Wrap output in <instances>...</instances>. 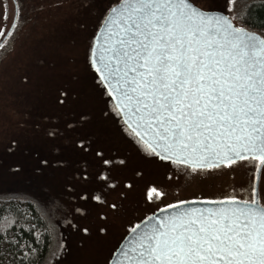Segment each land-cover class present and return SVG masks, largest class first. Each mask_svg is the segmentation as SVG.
<instances>
[{
    "label": "rangeland",
    "instance_id": "1",
    "mask_svg": "<svg viewBox=\"0 0 264 264\" xmlns=\"http://www.w3.org/2000/svg\"><path fill=\"white\" fill-rule=\"evenodd\" d=\"M118 1L0 0V196L31 199L43 213L52 234L43 264H107L131 226L161 207L250 198L259 161L193 171L143 151L112 111L89 52ZM251 1L234 0L229 12L226 0H215V10L247 27L242 18ZM253 31L264 36V28ZM39 159L49 164L38 172ZM85 183L102 201L76 198Z\"/></svg>",
    "mask_w": 264,
    "mask_h": 264
},
{
    "label": "snow or ice",
    "instance_id": "2",
    "mask_svg": "<svg viewBox=\"0 0 264 264\" xmlns=\"http://www.w3.org/2000/svg\"><path fill=\"white\" fill-rule=\"evenodd\" d=\"M226 4L231 12L234 0ZM215 9V0H119L108 9L104 41L90 45L112 111L143 151L193 171L260 162L247 200L176 210L188 203L178 201L166 205L168 215L132 225L127 264H264V36ZM48 164L39 159L36 171ZM95 191L85 183L76 198L102 201Z\"/></svg>",
    "mask_w": 264,
    "mask_h": 264
},
{
    "label": "trees",
    "instance_id": "3",
    "mask_svg": "<svg viewBox=\"0 0 264 264\" xmlns=\"http://www.w3.org/2000/svg\"><path fill=\"white\" fill-rule=\"evenodd\" d=\"M242 21L251 30L264 28V0L246 4ZM52 234L33 200L0 196V264H43Z\"/></svg>",
    "mask_w": 264,
    "mask_h": 264
},
{
    "label": "water",
    "instance_id": "4",
    "mask_svg": "<svg viewBox=\"0 0 264 264\" xmlns=\"http://www.w3.org/2000/svg\"><path fill=\"white\" fill-rule=\"evenodd\" d=\"M119 3L116 2L115 4H113L111 7H115L117 4ZM110 7V8H111ZM219 13H222L224 15H226L225 13L219 11V10H215ZM108 11L107 13L105 14L104 18L102 19L99 27L97 28L94 36H93V39H92V43L91 45H96L97 47H99L98 44H96V41L97 40H100V41H104L105 39V31H106V16L108 15ZM235 25V24H234ZM237 26V25H235ZM237 27H242V26H237ZM246 28L247 31L249 32H253L259 36H261L258 32L256 31H253L247 27H244ZM89 62H90V66H91V60H90V55H89ZM92 70L94 71V73L96 74V76L98 77L99 79V74L95 72V69L91 66ZM100 80V79H99ZM101 82V81H100ZM102 86L104 87L105 89V86L104 84L101 82ZM106 93L108 94V96L110 97L111 101L113 102V104L115 105V100L112 96L109 95V93L107 92V90L105 89ZM122 122L124 123L122 117L120 116ZM126 126V125H125ZM127 127V126H126ZM159 159H161L160 157H158ZM163 160V159H162ZM166 161H170V162H174L176 163L175 161L173 160H166ZM260 164V162H259ZM181 165H184V164H181ZM185 166H189L191 167V165H185ZM259 166V165H258ZM203 168H207V167H203ZM260 175V173L256 172L255 173V176H258ZM257 187L259 188V184L257 185ZM220 200H223V199H220ZM220 200H215V199H190V200H184L188 203L186 204H183V205H177V209L176 210H179L180 207H195V208H215V207H219L220 205L219 204H213L211 203V201H220ZM242 200L240 199H237V202H240ZM225 203H229L228 201H225ZM172 204H177V202L175 203H172ZM173 211V209L171 208H167L166 206L164 207H161L159 209H157L156 211H154L153 213L149 214L148 216L146 217H152V216H162V215H168L169 213H171ZM143 218L141 221H139L138 223H147V219ZM137 223V224H138ZM131 239V229L128 231V233L123 237V239L119 242V244L117 245V247L115 248V250L113 251L111 257L109 258L107 264H127V262L124 260V257L122 255V252L123 250H125L126 248V245L129 243V240Z\"/></svg>",
    "mask_w": 264,
    "mask_h": 264
}]
</instances>
